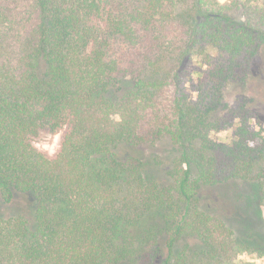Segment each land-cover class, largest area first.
I'll use <instances>...</instances> for the list:
<instances>
[{
	"label": "trees",
	"instance_id": "obj_1",
	"mask_svg": "<svg viewBox=\"0 0 264 264\" xmlns=\"http://www.w3.org/2000/svg\"><path fill=\"white\" fill-rule=\"evenodd\" d=\"M262 51L264 0H0V264H258Z\"/></svg>",
	"mask_w": 264,
	"mask_h": 264
},
{
	"label": "rangeland",
	"instance_id": "obj_2",
	"mask_svg": "<svg viewBox=\"0 0 264 264\" xmlns=\"http://www.w3.org/2000/svg\"><path fill=\"white\" fill-rule=\"evenodd\" d=\"M219 1L224 2L227 0H219ZM260 58H261V60H264V51H262ZM197 67H198L197 64H195V66H193L192 69H194V68L196 69ZM256 84L257 83H255L253 79L251 81H248L245 84H230L226 89L225 96L228 100H233V98H235L236 96L246 95V96L254 98L255 100H258V102H259V99L257 97H255L256 93H254V87L257 88L255 86ZM261 91L262 90H259V94H258L259 97H260ZM263 106H264V103H263ZM260 109L262 111L264 110V108H262V107H260ZM250 126H251L252 130L258 131V132H260L261 136H264V123H262V122L258 123L256 121L252 120ZM63 132H64L63 128H61L60 130L53 132V133L42 132L36 138H34L33 144L40 151H42L48 155H53L58 150L60 138H61ZM232 132H233V127H227L225 129L219 130L217 132H212L211 134H212V137L216 140L229 141L231 139ZM166 147H168V146L165 144H160V145L151 147L147 150V154L159 153L160 155L163 156V158H165V157L167 158L168 157V155H167L168 150ZM240 258L250 260V261H253V262L258 263V264H264V257H257L256 255L243 254L240 256Z\"/></svg>",
	"mask_w": 264,
	"mask_h": 264
}]
</instances>
